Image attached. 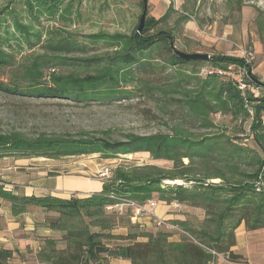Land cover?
I'll list each match as a JSON object with an SVG mask.
<instances>
[{"label": "trees", "instance_id": "trees-1", "mask_svg": "<svg viewBox=\"0 0 264 264\" xmlns=\"http://www.w3.org/2000/svg\"><path fill=\"white\" fill-rule=\"evenodd\" d=\"M146 1L140 33L137 28L143 0H138L139 16L124 31H100L81 36L79 41L71 35L47 40L45 47L53 53L51 58L36 56L15 69L9 82L0 80V93L6 95L84 105L129 100L142 93L158 95V111L172 123L168 133L129 134L123 141L90 138L85 133L77 138L41 134L34 139L20 133L0 134V160H60L92 155L114 160L148 154L152 161L171 163L168 169L118 166L109 179L103 180L100 192L76 199L25 195L0 183V202L9 205L12 217L40 212L45 216L44 228L65 233L67 247L62 251L54 240L41 238L38 257L45 264H98L103 259L129 264H219L220 258L237 262L242 258L231 251L237 228L243 224L248 232L264 229V82L252 74L251 64L243 58L214 54L208 61L179 59L170 49V40L175 44L180 40L190 42L191 47L196 44L183 35L176 37L170 23L173 27L185 24L189 17L177 14L171 0L166 13L156 20L149 16ZM21 2L28 22L14 21L12 34L9 26L1 27L6 26L1 16L12 13L0 10V74L14 65L8 50L12 47L10 41L21 48H34L44 39L36 27L40 19L55 21L60 17L68 25L73 5H80L82 0ZM242 6L237 0L236 9ZM252 8L264 46V12ZM80 16L77 10V19ZM186 49L177 50L191 53V48ZM160 50L166 55L162 60L155 59L154 52ZM72 53L85 58L67 57ZM47 63L50 68L69 65L73 69L67 74L44 75ZM204 65L207 67L199 69ZM241 68L246 70L241 80L247 87L257 88L258 96L249 89L241 91L228 75H237ZM156 76L162 80H152ZM216 117L228 118L229 126L215 123ZM248 141L254 147L247 145ZM124 200L140 206L149 201L178 203L202 211L204 217L198 228L188 221H169L187 235L166 230L120 236L113 233L117 213L108 208ZM174 234L179 241L171 240ZM139 238L144 241L139 242ZM119 241L132 243L105 244ZM12 256L13 251L0 249V264H7Z\"/></svg>", "mask_w": 264, "mask_h": 264}, {"label": "rangeland", "instance_id": "rangeland-1", "mask_svg": "<svg viewBox=\"0 0 264 264\" xmlns=\"http://www.w3.org/2000/svg\"><path fill=\"white\" fill-rule=\"evenodd\" d=\"M195 0H188V5L185 7V12L193 18L198 28L204 32L208 31V26L212 24L216 13L222 16V23L225 25V15L232 9H236L237 0H199L198 6L193 3ZM245 6L255 7L264 12V0H241ZM138 0H82L80 5H73V14L71 16V23L64 24L59 17L55 21H50L46 17L40 19V26L36 27L42 32L43 41L32 49L21 48L16 42L10 41L11 48L8 49L14 57L13 68L6 69L0 74V80L9 82L10 77L13 75L15 69L32 61L36 56L44 55L45 58H51L53 53L45 47L47 40H58L63 36L71 35L77 41L81 40V36L97 33V32H122L125 27L122 26L123 19L129 15L133 9V5ZM173 2V1H172ZM66 3H64V6ZM174 5V4H173ZM11 12V16L5 17L6 26L1 25L2 28L9 26L10 34H12L11 27L14 21L27 23V15L22 7L21 0H0V10ZM77 10L81 14L77 19ZM175 16L172 17V19ZM171 19V20H172ZM175 36L181 37L183 35L182 24L173 27ZM169 27V26H168ZM3 30L0 29V33ZM182 39V38H181ZM180 40V39H179ZM194 42V41H192ZM188 42L174 43L175 48L183 50L184 48H191L194 50L198 47L197 42H194L193 47L188 46ZM186 49V50H187ZM244 51L252 52L251 49L245 48ZM192 53V52H191ZM165 51L160 50L154 52L153 57L162 60L165 56ZM63 56V55H62ZM69 58H85L79 53H72L68 55ZM51 61L50 63H53ZM258 59L254 55V61L251 67L257 64ZM50 63H47L43 69L44 75L50 72H57L67 74L71 71L69 65L56 66L50 68ZM204 65L201 68H206ZM186 69L191 70V66H186ZM172 72V70H169ZM153 78V77H151ZM162 80L161 77H154L152 80ZM161 101L158 95H145L142 93L132 99H116L111 102L91 103L88 105L74 104L68 101L50 100V99H33L27 97L11 96L0 93V134L20 133L28 139H34L41 134L49 138H62L71 137L77 138L80 134L85 133L90 138H106L116 141H123L129 134L148 136L155 133H168L172 123L168 117L162 115L158 111ZM228 118L216 117L215 123L220 125L229 126ZM196 132V131H195ZM250 147H254L252 141L246 143ZM3 161H0V166ZM42 162L41 168L50 169L54 171L57 169L62 174H67L72 177H82L92 181H101L100 173L104 169H114L118 166H145L155 165L157 167L168 169L171 163L165 161H152L148 154H135L119 156L114 160H104L97 155L69 157L55 161ZM45 164V165H44ZM5 169V168H4ZM53 173H48L50 176ZM83 193L73 192L69 198H82ZM156 207V205H155ZM153 207L151 216L144 215L138 218L135 222L130 218L133 215V210L128 207H123L122 211L116 212V226L113 233L125 236L140 232H155V231H168L164 227H158L155 224L157 219L154 216ZM172 208V207H171ZM172 210H175L172 208ZM112 212V211H109ZM181 215H185V210H180ZM188 213L189 223L193 228H198L201 220L203 219V212L198 209H193ZM34 225L37 228H44L45 216L40 212H32ZM130 216V218H129ZM147 218L149 221L144 224L141 220ZM161 220V219H159ZM167 221V220H164ZM169 222V221H168ZM43 234L36 233L33 235L31 247H26L24 264H45L39 257L38 249H41L40 240L44 238ZM64 234L62 232H53L52 237L48 238L56 242V248L60 251L65 250L67 245L64 241ZM139 242L144 241L139 238ZM38 243V244H37ZM131 241L119 242H105L108 246L114 245H127ZM18 256V255H17ZM14 256L7 261V264H19V259ZM36 263V264H37ZM98 264H118L111 261V259H103ZM123 264V263H121Z\"/></svg>", "mask_w": 264, "mask_h": 264}, {"label": "crops", "instance_id": "crops-1", "mask_svg": "<svg viewBox=\"0 0 264 264\" xmlns=\"http://www.w3.org/2000/svg\"><path fill=\"white\" fill-rule=\"evenodd\" d=\"M172 1L177 14L189 17L188 21L183 24V37L198 44V47L191 52L208 54L209 56L224 54L242 58L244 49L247 47L258 59L257 64L251 67L252 74L264 82V46L260 42L259 32L254 23L256 12L252 7L243 5L240 9H233L228 12L225 15V25L222 23V16L216 13L212 24L208 26L209 32L207 33L199 29L193 18L184 11L188 5V0ZM170 2L171 0H148L149 16L156 20L161 18L166 13ZM193 3L198 6L199 0H195ZM137 5L138 2H135L129 15L123 19V27H130L139 16ZM40 160L56 162V160L42 158L1 159L0 161L3 162L0 166V183L8 189L15 188L19 193L37 197L51 195L69 199L73 192L90 194L101 191V181L72 177L60 173L57 169L51 171L41 168L42 162ZM48 173L54 175L48 176ZM184 210L186 214L181 215L180 211L172 210L171 204L156 202L153 213L157 219L161 220L170 222L189 221L187 214L191 213L190 211L193 209L186 207ZM141 220L144 224L149 221L147 218ZM40 230L43 233L40 235H43L44 238L52 237L53 232H55L46 228L35 227L32 214L27 213L12 217L9 205L0 202V249L13 251L14 257L18 255L19 262L17 263L24 264L25 249L28 246L31 247L33 235L36 233L39 235ZM171 240L179 241V236L174 234ZM231 251L242 259L237 262H229L220 258L219 264H264V229L248 232L241 224L235 231V244ZM111 261L118 264H129L128 261L124 260L112 259Z\"/></svg>", "mask_w": 264, "mask_h": 264}, {"label": "built area", "instance_id": "built-area-1", "mask_svg": "<svg viewBox=\"0 0 264 264\" xmlns=\"http://www.w3.org/2000/svg\"><path fill=\"white\" fill-rule=\"evenodd\" d=\"M242 58L244 59L246 64H251L254 61V54L252 52H246L245 51V52H243ZM245 74H246L245 68H241L237 75H234L231 72L228 73V75L231 76L234 79V81L237 83L238 88L241 91L249 89L253 95L258 96L260 94V92H259V90L257 88L247 87L243 83V81L241 80L242 76H245ZM112 170L113 169H110V170L107 169V168L104 169L100 173V177L105 179V180L109 179L112 176ZM155 205H156V202H154V201H149L146 205L140 206V205H137V204H135L133 202L124 200V201H121L120 203H118L115 206L110 207L108 209H113V210H116V211H122L123 207L131 208L133 210V213H132L133 215L131 216L130 220L135 222L138 218H140V217H142L144 215L151 216L152 214L149 211H151V209L153 207H155ZM171 207L173 209H175L176 211H180V210L184 209V207L182 205L178 204V203H171ZM155 224L158 227H164V228H166L168 230L175 231V232H178L180 234L187 235V233L182 231L177 226L172 225L168 221L156 219L155 220Z\"/></svg>", "mask_w": 264, "mask_h": 264}, {"label": "water", "instance_id": "water-1", "mask_svg": "<svg viewBox=\"0 0 264 264\" xmlns=\"http://www.w3.org/2000/svg\"><path fill=\"white\" fill-rule=\"evenodd\" d=\"M146 13H147V1L143 0V11L140 16L139 25L137 28L138 33H140L143 29L145 18H146ZM170 49L172 50L175 56H177L179 59L183 61L196 62V61H208L211 59V56H209L208 54L195 53V52H192V53L181 52L174 47V43L172 40H170Z\"/></svg>", "mask_w": 264, "mask_h": 264}]
</instances>
